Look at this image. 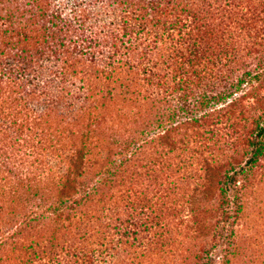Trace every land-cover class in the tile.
<instances>
[{"label":"trees","instance_id":"obj_1","mask_svg":"<svg viewBox=\"0 0 264 264\" xmlns=\"http://www.w3.org/2000/svg\"><path fill=\"white\" fill-rule=\"evenodd\" d=\"M223 1L0 0V264H150L159 224L152 220L165 208L125 173H156L161 159L148 150L172 149L175 124L159 121L156 131L123 139L102 132L141 101L169 104L196 122L200 96L181 105L172 92L188 89L192 73L216 79L208 101L222 104L219 111L261 79L241 71L237 45H221ZM261 122L243 163L224 173L206 163L197 178L189 211L196 236L210 230L214 241L202 264H213L207 258L218 244L215 255L225 254L227 225L241 216L237 182L264 152ZM154 179L159 192L163 182ZM213 215L218 225L208 221Z\"/></svg>","mask_w":264,"mask_h":264},{"label":"rangeland","instance_id":"obj_2","mask_svg":"<svg viewBox=\"0 0 264 264\" xmlns=\"http://www.w3.org/2000/svg\"><path fill=\"white\" fill-rule=\"evenodd\" d=\"M222 4L226 12L222 20L225 30L220 38L221 45L227 44L229 48L237 45L242 55L241 71L258 72L261 79L245 83L243 90L234 95L235 105L226 111H219L222 104L208 101L215 90L212 84L216 79L203 72L199 76L192 73L188 89L172 92L178 98L175 104L181 105L189 100L193 102L195 95L200 96L201 103L193 107L196 122L185 123V115L189 114L176 112L177 109L169 104L141 101L134 104L126 116L108 121L105 124L107 129L102 132L105 138L113 135L121 139L143 129L156 131L159 121L165 128L175 124L168 133L174 142L172 149L166 143L148 150L149 155L161 159L156 164V173L147 171L135 175L133 172L136 169H128L125 173L135 190L145 187L150 204L163 203L165 208L160 215L155 216L154 213L152 220V224L156 221L159 224L154 228L157 243L152 244L153 252H149V258H152L148 261L150 264L205 262L203 251L213 247L211 243L214 241L210 242L213 231L209 230L207 236L197 237L195 214L189 211L191 195L200 191L197 178L205 174L206 163L213 162L220 173L235 163H243L251 151L249 142L255 138V123L262 124L264 117V0H225ZM214 21L218 22L217 19ZM194 67L192 65L188 70ZM258 139L264 142V136ZM154 151L157 152L153 154ZM154 174L163 182L159 192L156 191L159 186ZM237 185L243 209L241 216L231 218L227 225L226 234L230 242L224 246L225 254L215 255L222 247L218 244L210 250L207 259H212L213 264H264V152ZM219 200L218 191H215L213 205H217ZM217 218L216 215L210 216L208 221L211 226L218 225ZM198 257L201 259L198 260Z\"/></svg>","mask_w":264,"mask_h":264}]
</instances>
